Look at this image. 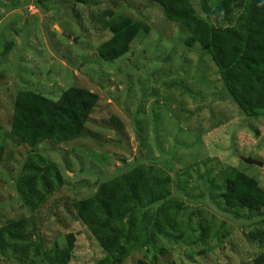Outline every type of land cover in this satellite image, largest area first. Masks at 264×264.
<instances>
[{
	"label": "rangeland",
	"instance_id": "1",
	"mask_svg": "<svg viewBox=\"0 0 264 264\" xmlns=\"http://www.w3.org/2000/svg\"><path fill=\"white\" fill-rule=\"evenodd\" d=\"M33 2L0 0V124L5 130L0 132V228L26 221L30 244L41 252L33 264H63L68 234L76 237L70 264H94L103 255L76 221L72 203L92 196L99 182L143 163L176 182L187 205L180 223L190 217L195 233L188 239L169 233L180 240L159 238L163 254H138L126 264H252L264 255V242L247 238L254 229L264 231V212L249 221L233 220L203 188L211 180L219 186L222 171L235 168L264 190V169L242 161L264 165V114L245 118L228 99L209 56L198 45L184 48L185 31L167 23L154 4L84 0L85 6H74L72 0H49L39 9ZM104 12L122 15L128 23L143 21L150 29L113 63H104L97 53L110 38L98 24ZM71 86L97 94L99 102L80 137L35 149L56 166L64 186L34 215L14 190L21 167L34 154L6 137L15 92L32 90L56 100ZM198 223L208 228L203 243Z\"/></svg>",
	"mask_w": 264,
	"mask_h": 264
},
{
	"label": "trees",
	"instance_id": "2",
	"mask_svg": "<svg viewBox=\"0 0 264 264\" xmlns=\"http://www.w3.org/2000/svg\"><path fill=\"white\" fill-rule=\"evenodd\" d=\"M49 0H34L41 9ZM85 6L84 0H72ZM161 8L167 23L181 27L187 34L184 48L198 45L218 71L228 99L245 118L264 114V0H141ZM216 21V22H215ZM102 31L110 38L98 46L104 63H113L129 51L134 41L142 40L150 31L139 20L126 22L122 15L104 12L98 16ZM12 48L9 43L3 55ZM99 97L86 89L71 86L51 100L32 91H16L9 131L13 137L34 151L21 167L14 184L22 206L35 215L48 199L64 186L56 166L35 149L45 142L64 145L82 135ZM5 131L0 124V132ZM5 141V140H3ZM0 146V161L3 155ZM219 186L204 182L205 197L223 205V212L233 220L249 221L264 212V190L255 178L243 171L228 168L221 173ZM218 191L217 195L209 193ZM176 182L168 175H159L151 165L139 163L117 176L97 184L92 196L74 201L76 221L85 227L89 241L96 245L102 258L94 264H126L135 255L163 254L159 238L168 242L191 238V220L180 223L187 205L180 199ZM203 197V196H202ZM203 197V198H205ZM26 221L0 228V264H33L41 255L40 247L30 244L25 232ZM264 224V222H263ZM198 241L207 238L208 228L200 223ZM178 231V232H177ZM179 234L176 239L171 235ZM247 238L264 242V231L254 229ZM76 237L65 236L61 250L62 263L70 264ZM204 250H211L205 247ZM203 252V251H202ZM202 254V253H199ZM261 252H258L260 255ZM156 259L152 258V263ZM142 264V262H139Z\"/></svg>",
	"mask_w": 264,
	"mask_h": 264
},
{
	"label": "water",
	"instance_id": "3",
	"mask_svg": "<svg viewBox=\"0 0 264 264\" xmlns=\"http://www.w3.org/2000/svg\"><path fill=\"white\" fill-rule=\"evenodd\" d=\"M63 37H66L64 35H62ZM68 38V37H66ZM243 163L244 164H247V165H253V166H256L258 168H263L264 169V165L259 163V162H255V161H250V160H243ZM264 263V255L261 254L260 257L256 258L254 261H252V264H263ZM246 264H249V263H246Z\"/></svg>",
	"mask_w": 264,
	"mask_h": 264
},
{
	"label": "clouds",
	"instance_id": "4",
	"mask_svg": "<svg viewBox=\"0 0 264 264\" xmlns=\"http://www.w3.org/2000/svg\"><path fill=\"white\" fill-rule=\"evenodd\" d=\"M244 264H246V263H244Z\"/></svg>",
	"mask_w": 264,
	"mask_h": 264
}]
</instances>
